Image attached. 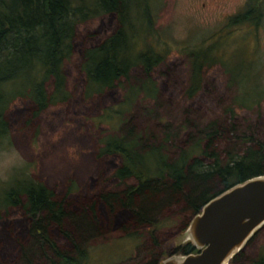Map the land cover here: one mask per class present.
I'll use <instances>...</instances> for the list:
<instances>
[{
  "label": "trees",
  "instance_id": "trees-1",
  "mask_svg": "<svg viewBox=\"0 0 264 264\" xmlns=\"http://www.w3.org/2000/svg\"><path fill=\"white\" fill-rule=\"evenodd\" d=\"M151 11L149 0H0V142L9 134L5 113L14 101L27 100L36 115L68 98L64 63L73 54L76 26L112 18L110 28L106 23L102 26L103 37L82 48L79 70L85 98L106 95L117 86L121 89L117 104L98 117L119 124L100 151L118 159L114 179L133 180L119 191L100 192L94 200L73 205L65 198L55 199L53 189L29 176L11 175L0 190V204L17 208L23 216L18 221L20 228L23 224V240H16L23 264H83L86 242L102 233L103 220L123 222L120 231L128 233L131 225L151 226L153 214L162 207L184 203L187 222L219 192L264 174V140L252 133L233 135L246 143L240 154H231L232 148L226 147L221 157L215 148L214 142L234 134L233 122L221 127L211 121L198 127L195 118L185 117V138L180 145L169 142V131H163L160 138L146 128L144 136L135 130L129 113L138 102L145 107L156 96L152 72L169 52L153 27ZM259 14L256 0H247L226 26H255ZM216 45L214 41L204 48L184 49L189 71L185 96L191 98L199 90L202 69L216 64L212 55ZM143 87L154 93L144 103L126 94ZM262 99L264 93L254 98L255 103ZM246 101L232 96L226 112H233L231 106L249 108L252 104ZM173 147L175 151L169 149ZM53 231L66 248L57 245ZM6 234L0 232V237ZM166 252L183 255L196 249L185 241ZM257 263L264 264V260Z\"/></svg>",
  "mask_w": 264,
  "mask_h": 264
},
{
  "label": "rangeland",
  "instance_id": "rangeland-1",
  "mask_svg": "<svg viewBox=\"0 0 264 264\" xmlns=\"http://www.w3.org/2000/svg\"><path fill=\"white\" fill-rule=\"evenodd\" d=\"M246 2L149 0L153 27L169 52L152 72L156 96L145 107L138 102L129 113L135 130L143 135L146 128L160 138L163 131H169L172 135L169 142L180 145L185 138L182 128L185 117L195 118L198 127L211 121L221 127L233 122L234 134L230 132L227 139L214 142L221 157L226 147L232 148L231 154H240L244 149L246 143L233 135L252 133L264 140V99L258 103L254 100L264 93V0H256L260 14L255 26L250 23L226 26L228 18L242 11ZM104 20L98 18L76 26L73 54L64 63L68 97L64 102L36 115L25 99L8 107L5 116L10 124L9 134L0 142V190L11 175H24L53 189L55 199L65 198L76 205L94 200L97 193L119 191L133 182L114 179L112 172L118 159L100 151L103 141L115 135L117 124L98 117L117 104L120 87L90 98H85L82 92L81 50L103 37L105 32L101 30L105 23L108 28L114 23L112 18ZM214 41L219 45L212 49L217 62L202 69L200 88L189 98L185 96L189 71L184 49L205 47ZM132 74L138 76L136 71ZM126 94L144 103L154 93L143 87ZM234 95L252 105L231 106L233 112H226ZM169 149L175 151V147ZM182 207L184 203L162 207L153 214L151 226L131 225L128 233L120 231L123 222L112 224L103 220L102 233L86 242L87 257L83 264H143L151 252L160 253V263L169 257L165 252L181 241L178 237L188 224ZM22 220L17 208L0 204V232H7L6 238L0 237V264H23L18 259V243L24 234L23 224L20 228L18 221ZM52 238L60 248L67 247L54 231ZM258 251L264 253V230L246 246L240 259L252 264Z\"/></svg>",
  "mask_w": 264,
  "mask_h": 264
},
{
  "label": "water",
  "instance_id": "water-1",
  "mask_svg": "<svg viewBox=\"0 0 264 264\" xmlns=\"http://www.w3.org/2000/svg\"><path fill=\"white\" fill-rule=\"evenodd\" d=\"M264 224V174L208 199L178 237L196 252L173 254L159 264H225Z\"/></svg>",
  "mask_w": 264,
  "mask_h": 264
},
{
  "label": "flooded vegetation",
  "instance_id": "flooded-vegetation-1",
  "mask_svg": "<svg viewBox=\"0 0 264 264\" xmlns=\"http://www.w3.org/2000/svg\"><path fill=\"white\" fill-rule=\"evenodd\" d=\"M264 230V224L255 231V233L247 240V242L244 244V246L238 251L236 252L234 255H232L225 264H245V261L243 263L241 258V255L244 251V249L246 248V246L251 243V241L253 240V238L259 233L262 232ZM167 256H171L175 253H170L168 254L167 252H165ZM160 258H162V256L160 255V253L158 252H151L149 255V259L143 263V264H159V260ZM262 259L264 260V253L261 252H257L256 253V259H252V264H258L257 262L262 261ZM246 264H250V263H246Z\"/></svg>",
  "mask_w": 264,
  "mask_h": 264
}]
</instances>
